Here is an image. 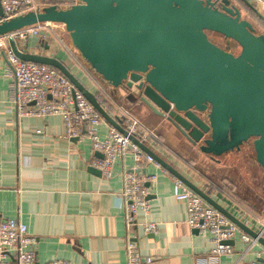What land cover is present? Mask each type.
Segmentation results:
<instances>
[{"label":"crops","instance_id":"0c3cea01","mask_svg":"<svg viewBox=\"0 0 264 264\" xmlns=\"http://www.w3.org/2000/svg\"><path fill=\"white\" fill-rule=\"evenodd\" d=\"M36 1L39 5L55 3L64 7L75 3ZM247 1L256 12L243 0H237L256 31L264 33V9ZM48 33L44 42L32 37L28 51L60 59L96 96L107 93L122 98L120 105L156 133L157 138L149 136L144 141L147 148L177 167L252 230L259 229L264 221V195L249 196L242 185L252 182L251 165L255 170L254 158L248 151L236 152L234 163L227 166L221 164L224 160L215 162L189 145L180 146L168 122L142 104L125 99L122 93L113 94L111 87L80 59L62 24L55 23ZM12 86L13 77L0 49V219L15 218L26 224L35 238L36 264L52 259L73 264H127L128 242H134L141 255L153 258L149 264H241L258 257L264 260V246L257 242L248 248L239 235L228 241L233 250L230 254H212L209 235L188 225L185 204L173 197L175 176L158 163H140L141 171L155 174L157 180L149 187L148 212L139 211L135 220L128 222L127 202L119 192L122 176L133 164L132 154L117 159L109 177L90 166L92 159L103 158L91 147L90 134L103 137L112 126L102 118L98 126L83 123L76 135H69L60 114H20ZM103 107L110 115L114 113L110 103ZM34 109L33 103L23 107L24 113ZM237 156L239 162L244 159L242 166ZM144 222H154L156 231L144 232ZM238 232L245 233L240 228Z\"/></svg>","mask_w":264,"mask_h":264},{"label":"water","instance_id":"95a60500","mask_svg":"<svg viewBox=\"0 0 264 264\" xmlns=\"http://www.w3.org/2000/svg\"><path fill=\"white\" fill-rule=\"evenodd\" d=\"M74 1L67 7L43 3L37 11L1 21L0 36L41 22L62 24L80 59L113 94L122 93L168 122L180 146L220 162L251 144L264 195V33L237 0ZM7 41L20 60L60 71L108 124L264 246V237L128 134L60 59L22 51L12 37Z\"/></svg>","mask_w":264,"mask_h":264},{"label":"built area","instance_id":"2783aa9c","mask_svg":"<svg viewBox=\"0 0 264 264\" xmlns=\"http://www.w3.org/2000/svg\"><path fill=\"white\" fill-rule=\"evenodd\" d=\"M256 6L264 9V0H252ZM3 15L0 22L10 20L30 11H37L40 5L36 0H0ZM55 23L41 22L26 26L0 36V49L6 56L9 71L13 77L12 89L15 91L14 102L20 114L45 116L60 114L67 127L69 135H76V129L83 123L98 126L103 122L102 116L74 89L73 85L54 67L46 64L23 61L17 58L10 50L8 38L15 39L22 51H28V42L32 37H39L44 42L48 37V29ZM60 41L62 39L60 38ZM98 102L103 106L102 99ZM35 104V109L24 113L23 107ZM126 114V113H125ZM121 126L128 134L144 142L149 136L157 138L152 129L144 127L136 118L114 112ZM129 116V115H128ZM131 117V116H130ZM91 147L103 154V158H95L90 166L97 167L105 177L110 176L112 165L117 159L132 154L133 164L124 172L120 194L127 202V221H134L137 212L147 213L149 210V187L157 180L153 173L141 171L140 163L148 165L157 163L149 154L144 153L127 135H123L111 127L105 136L95 132L90 134ZM173 197L185 204L187 223L200 234H207L213 243L211 253L214 255L230 254L233 250L226 241L240 236V240L252 248L257 245V238L248 234L239 233L238 226L214 207L205 202L198 194L190 189L181 180L174 177ZM246 226L248 224L235 215ZM252 223V222H250ZM157 225L154 222L142 223L144 232H155ZM250 227V226H248ZM258 235L264 237V221L260 222ZM127 264H149L153 258L141 255L134 242L126 246ZM0 264H36L35 238L29 234L25 223L15 218L0 219ZM42 264H73L52 259ZM241 264H264L260 257L255 260L241 262Z\"/></svg>","mask_w":264,"mask_h":264},{"label":"rangeland","instance_id":"374dc122","mask_svg":"<svg viewBox=\"0 0 264 264\" xmlns=\"http://www.w3.org/2000/svg\"><path fill=\"white\" fill-rule=\"evenodd\" d=\"M42 5V4H41ZM41 5H40V8H41ZM53 29V28H52ZM67 34V33H66ZM68 36V35H67ZM69 38V37H68ZM106 95H108L107 93H106ZM122 97V96H121ZM108 99H110L109 101V103H110V105L114 108V112H118V114H119V112H120V114H122V115H126V114H128V115H126L127 117H129V118H133L132 117V115L126 110V109H124L123 108V106H121L120 104L121 103H123L124 102V100L122 99V98H113V97H111L110 95H108V97H107ZM119 106V107H118ZM126 113V114H125ZM131 116V117H130ZM247 148V150L246 151H248L250 154V157L251 158H254V152H253V149H252V147H251V144H248V146H246ZM236 152H238V151H231V152H229V153H227V154H225V155H223L222 156V159H220V160H224L221 164H226L227 166H229L230 164H229V162L230 163H234V155L236 154ZM248 159V158H247ZM229 160V161H228ZM236 160L238 161V163H239V166H242V164H243V160L241 161V162H239V159H238V156L236 157ZM254 161V160H253ZM255 162V161H254ZM236 163V162H235ZM251 170H252V175H253V177H252V182H251V184H242L243 185V190H245V188L248 190V193H247V195H249V196H251V195H253L254 193H256V194H259V196H261L260 194H262V192H261V186H262V179H261V168L255 163V170H253V167H252V165H251ZM242 180L244 181V182H246L247 181V179H246V177H242ZM249 190H252V191H249Z\"/></svg>","mask_w":264,"mask_h":264},{"label":"trees","instance_id":"16d2710c","mask_svg":"<svg viewBox=\"0 0 264 264\" xmlns=\"http://www.w3.org/2000/svg\"><path fill=\"white\" fill-rule=\"evenodd\" d=\"M58 1L60 2V1H68V0H56V2H58ZM56 70H57V69H56ZM57 72H58L59 74H61L60 71L57 70ZM61 75H62V74H61ZM97 98H98V99H102L103 104H105V103H109V102H110V101H109L110 99H108V98L106 97V95H104V94L101 95V93H100L99 96H97Z\"/></svg>","mask_w":264,"mask_h":264}]
</instances>
